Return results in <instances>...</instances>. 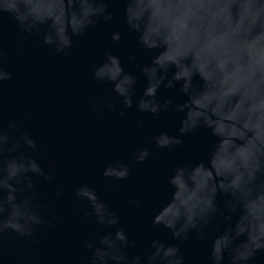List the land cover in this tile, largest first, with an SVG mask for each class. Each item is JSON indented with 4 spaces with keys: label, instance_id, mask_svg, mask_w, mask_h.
Segmentation results:
<instances>
[{
    "label": "clouds",
    "instance_id": "clouds-1",
    "mask_svg": "<svg viewBox=\"0 0 264 264\" xmlns=\"http://www.w3.org/2000/svg\"><path fill=\"white\" fill-rule=\"evenodd\" d=\"M123 3L125 23L138 33L140 45L160 50L140 68L146 87L136 101L137 109L153 115L168 109L172 101L161 103L157 92L179 84L189 97L176 105L185 113L179 132L204 126L217 138L207 165L175 169L170 178L172 202L153 223L184 241L191 230L203 239L208 227L222 218L228 226L213 240L207 264H222L226 253L231 264H249L258 251H264V0ZM6 18L14 20L19 32L37 37L41 47L67 56L74 37L85 36L99 21H112L114 14L107 0H0V93L13 79L4 63ZM112 39L119 42L120 32H113ZM195 77L202 81L200 86L194 84ZM91 78L112 84L115 98L133 106L138 77L124 70L118 56L106 53L104 62L91 68ZM115 108L111 100L98 99L90 105L91 112ZM153 140L168 149L182 142L163 133ZM38 151L28 130H19L15 121L5 126L0 106V260L9 238L34 242L43 228L53 227L54 205L43 199L39 186L55 178L33 154ZM133 154L137 162L150 156L145 148ZM101 174L109 180H125L129 166L110 160ZM218 194L224 197L223 210L217 204ZM74 195L86 205L83 217L94 218L104 230L81 241L83 255L73 264H184L178 244L166 246L153 240L147 253L130 252L136 241L117 227L119 215L97 189L81 184ZM130 204L139 201L133 198Z\"/></svg>",
    "mask_w": 264,
    "mask_h": 264
},
{
    "label": "water",
    "instance_id": "water-1",
    "mask_svg": "<svg viewBox=\"0 0 264 264\" xmlns=\"http://www.w3.org/2000/svg\"><path fill=\"white\" fill-rule=\"evenodd\" d=\"M107 7L114 19L99 21L85 36L74 37L67 56L41 47L37 37L19 32L14 20L3 21L4 63L13 72V79L0 93L3 122L6 126L15 121L19 130H28L37 141L39 151L33 154L55 178L52 183L41 182L39 187L43 199L54 205L55 214L53 227L43 228L36 241L9 238L0 264H73L81 257V241L104 230L94 218L83 217L81 210L86 205L75 198V189L85 183L95 187L117 212V227L136 241L135 248L129 250L132 253H147L150 243L159 240L166 246L178 244L184 264H207L213 240L228 226L218 218L203 239L191 230L187 240L178 241L170 229L153 223L172 202L170 178L175 169L207 165L217 138L204 126L179 132L185 113L176 105L189 99L179 84L157 92L161 103L172 101L168 109L155 115L137 109L136 101L146 87L140 68L150 64L160 50L140 45L138 33L125 23L123 0H107ZM117 31L121 34L119 42L112 39ZM109 52L120 58L126 72L138 77L131 108L115 98L112 84L91 78V68L103 63ZM130 55L134 59H129ZM194 84H202L199 77L194 78ZM98 99L111 100L115 110L91 112L90 105ZM162 133L177 136L182 142L171 149L160 148L153 137ZM141 148L150 156L137 162L133 153ZM110 160L129 166L125 180L102 176L104 164ZM133 198L139 204H130ZM217 204L224 209L222 194H218ZM235 220L233 214V223ZM222 264H231L227 253ZM249 264H264V251H258Z\"/></svg>",
    "mask_w": 264,
    "mask_h": 264
}]
</instances>
